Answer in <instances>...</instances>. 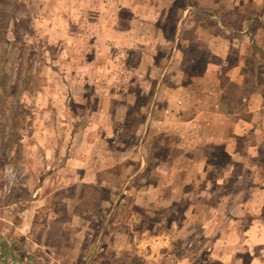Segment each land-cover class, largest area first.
<instances>
[{
	"label": "rangeland",
	"instance_id": "374dc122",
	"mask_svg": "<svg viewBox=\"0 0 264 264\" xmlns=\"http://www.w3.org/2000/svg\"><path fill=\"white\" fill-rule=\"evenodd\" d=\"M235 4L0 0V264H209L224 248L180 223L213 202L189 182L188 122L220 85L209 37L237 30ZM178 86L198 94L170 97ZM205 151L228 162L220 144Z\"/></svg>",
	"mask_w": 264,
	"mask_h": 264
},
{
	"label": "crops",
	"instance_id": "0c3cea01",
	"mask_svg": "<svg viewBox=\"0 0 264 264\" xmlns=\"http://www.w3.org/2000/svg\"><path fill=\"white\" fill-rule=\"evenodd\" d=\"M233 3H236L238 11L232 19L237 23V30H231V35L221 32V35L214 33L209 37L210 52L215 54L218 61H208L207 70L210 69V72L205 75L214 74L221 78L220 85L215 83L207 91L205 88L201 90V94L206 95L207 106L195 112L194 122L192 118L188 122L189 131L195 134L186 163L190 172L193 171V174L189 173V182L197 187L194 192L201 199L211 198L213 202L204 208L195 205L196 213H193L196 218L193 222L180 224L182 227L188 225L189 229L204 228L205 238L201 245L218 244L224 247L217 252L210 251L209 264H249L248 256L252 264H264V206H261L264 172L260 167L261 157L264 156V0H224L227 6ZM183 18L181 14L179 20ZM110 37L111 30L106 35L102 33L99 40ZM87 77L89 79L90 75ZM107 77L113 78V75L108 74ZM180 88H175L170 97H177ZM183 89L182 93L196 94L192 89ZM175 99L181 102L183 98L178 96ZM219 144L228 162L224 165H206L205 150ZM174 188L171 186V190ZM220 198L231 199V202L218 203ZM240 199H247L250 205H244ZM207 214L211 215L208 219L201 216ZM216 216L224 218V225L220 222L219 230L209 221ZM235 220L248 223L251 228L246 231L234 223ZM208 228L220 232L222 229H233L228 231L229 236L225 239L221 233L208 236ZM162 244L167 242L162 240ZM182 256L173 259L179 261L178 264L199 260L191 258L192 253Z\"/></svg>",
	"mask_w": 264,
	"mask_h": 264
}]
</instances>
